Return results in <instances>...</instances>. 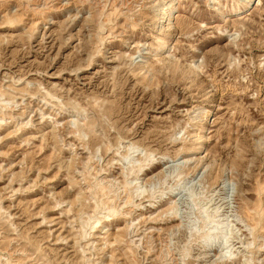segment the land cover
Listing matches in <instances>:
<instances>
[{
  "label": "rangeland",
  "instance_id": "rangeland-1",
  "mask_svg": "<svg viewBox=\"0 0 264 264\" xmlns=\"http://www.w3.org/2000/svg\"><path fill=\"white\" fill-rule=\"evenodd\" d=\"M250 4L0 0V264H264Z\"/></svg>",
  "mask_w": 264,
  "mask_h": 264
},
{
  "label": "bare ground",
  "instance_id": "bare-ground-1",
  "mask_svg": "<svg viewBox=\"0 0 264 264\" xmlns=\"http://www.w3.org/2000/svg\"><path fill=\"white\" fill-rule=\"evenodd\" d=\"M241 1V5L244 7V8H246V7H248L249 5H251L250 3L252 2V0H240ZM164 5H167V4H169V3H163ZM161 5V4H160ZM163 9H158L157 10V15H156V17H157V22H159V23H165L166 21H170L172 18H173V16H174V12H175V9H174V7H172V6H170L169 8H167V10H164V11H162ZM173 13V15L172 16H170L171 14ZM160 24V25H161ZM163 27V24H162V26H161V28ZM166 49H167V45H166V43H164L163 45H161L159 48H158V50H157V53H162V54H167L166 53ZM147 55H150L151 53L150 52H147L146 53ZM161 56V55H160ZM194 66V65H193ZM196 67V66H195Z\"/></svg>",
  "mask_w": 264,
  "mask_h": 264
}]
</instances>
